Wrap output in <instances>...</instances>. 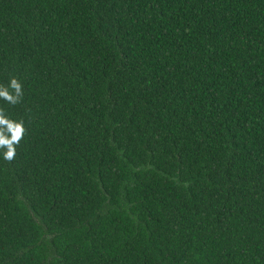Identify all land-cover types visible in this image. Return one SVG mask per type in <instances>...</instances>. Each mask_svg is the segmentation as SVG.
<instances>
[{"label": "trees", "instance_id": "1", "mask_svg": "<svg viewBox=\"0 0 264 264\" xmlns=\"http://www.w3.org/2000/svg\"><path fill=\"white\" fill-rule=\"evenodd\" d=\"M0 264H264V0H0Z\"/></svg>", "mask_w": 264, "mask_h": 264}, {"label": "clouds", "instance_id": "2", "mask_svg": "<svg viewBox=\"0 0 264 264\" xmlns=\"http://www.w3.org/2000/svg\"><path fill=\"white\" fill-rule=\"evenodd\" d=\"M24 96L23 85L15 77L11 78L9 85H0V99L10 105L22 102ZM27 135V128L23 120H13L6 114L4 108L0 107V151L3 159L11 162L16 157V148Z\"/></svg>", "mask_w": 264, "mask_h": 264}]
</instances>
